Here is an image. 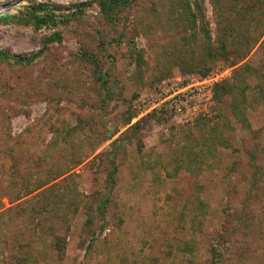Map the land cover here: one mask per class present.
<instances>
[{"label":"rangeland","instance_id":"obj_1","mask_svg":"<svg viewBox=\"0 0 264 264\" xmlns=\"http://www.w3.org/2000/svg\"><path fill=\"white\" fill-rule=\"evenodd\" d=\"M197 1V39L204 25L211 50L224 38L230 52L208 59L206 75L189 66L203 48L185 40L184 0H134L117 27L97 0H0V14H15L0 23V49L32 58L0 59V264H206L214 240L222 264H264V0H255L252 45L234 64L230 24L213 0ZM81 2L89 4L69 21H21L34 3ZM54 32L60 39L49 42ZM176 48L183 71L170 65ZM84 49L101 78L78 56ZM223 81L233 91L218 100ZM38 177L49 180L37 186Z\"/></svg>","mask_w":264,"mask_h":264},{"label":"trees","instance_id":"obj_2","mask_svg":"<svg viewBox=\"0 0 264 264\" xmlns=\"http://www.w3.org/2000/svg\"><path fill=\"white\" fill-rule=\"evenodd\" d=\"M134 0H97V5L99 8V11L101 12L104 20H106L107 23L111 24L113 27H117L120 24H124L125 23V14L124 11H128L129 8H131V5L133 4ZM221 1V0H220ZM219 0H213L214 6L216 7V9L219 11L220 13V18L224 17L226 19V23H228L227 25L230 24V26L226 28V30L228 31L227 34H225V36H233L232 39L230 40V51L233 52V60H231V63L234 64V59L237 57H242L245 54V49L249 46L252 45L251 40L252 37L250 35H252V33L255 31L256 28H258L259 26H251V22L254 19V15H255V11H256V2L255 0H225V3L223 4V6L219 5ZM195 3V8L196 11H192L190 9V5H189V0H184L183 4L184 7L182 10H180V17L181 19H189L188 24L190 26H188L190 29L193 28V25L195 24L196 19L199 17V19H203V13L201 12V6L198 4L197 0H194ZM89 3L87 2H81V3H77L73 6H61V5H50L47 3H34L32 6H30V10L26 11V14L22 17L21 21L22 22H32L35 28L41 27L43 25H47V24H53L55 25L57 22H65V21H69L71 18H76L79 15H81V12L84 11V7H86ZM57 9H59V13L55 12ZM258 9V8H257ZM61 11L66 13H60ZM231 11H234V14L231 15ZM60 14H63L62 16H60ZM234 15L235 16H243V19L248 17L246 19V23L245 26L243 27H239L236 24H234ZM253 17H252V16ZM15 17V14H0V23L1 22H9L11 19H13ZM190 22V23H189ZM239 22V21H237ZM250 22V23H249ZM249 23V24H248ZM256 23V22H255ZM204 25H202L199 28V32L201 34V39H197L196 37V32L195 29H192L190 32V34L185 36V40L186 42L189 41H201L200 46L203 48L202 53L198 56L199 58H197V61H190L189 66L191 67V70L194 68V65H201L202 67L201 69H198L202 75H206L209 71H210V67H206L205 63L208 59L213 58L214 56H218V55H222L226 58L229 57V51L226 50L225 44H224V38L223 40H221V44L220 46H218V50L213 52L211 50V46H210V33L209 30L206 27H203ZM239 27V28H238ZM183 28V27H182ZM60 39V34L59 32H54L51 34V36L48 37V41H53V40H59ZM122 39V38H121ZM119 42L121 41L120 39L118 40ZM129 49H131V52H133L134 56H135V61L138 64H142V57L140 54V50H136L134 48V45L129 44ZM172 46V45H171ZM176 47V45H173ZM174 56L173 59H170V65H177L180 69H182L184 66V64L186 63L184 58H183V53L180 49H177L171 52ZM79 57H81L84 61H87L89 63H92L94 65V69L95 71L98 70V76L101 78L102 75L100 74V63L99 60L97 59V57L92 53V52H88L87 50H80ZM172 57V56H171ZM0 59H12V61L17 62V63H29L31 61V57H25V56H12L9 53L2 51L0 49ZM169 59V58H168ZM189 62V61H188ZM184 69V68H183ZM182 69V71H183ZM197 70V69H196ZM166 74L163 75H159L157 79H159L160 77H165ZM233 91V88L228 84L227 81H223L222 83H218L215 85L214 87V97L218 100H221L222 96L231 94ZM264 92V91H263ZM262 94V93H261ZM238 102L239 100L236 102L235 106L232 107L233 111L235 109V112L237 111L236 109L239 110L240 112V108L238 106ZM132 118V115H129L127 120L130 121V119ZM243 119V118H242ZM243 121V120H242ZM133 125H137V123H134ZM62 137L60 138V142L59 144H61L60 148L62 149L67 143H68V137L67 134H63V130L59 131ZM59 141V139H58ZM58 141L56 143V145H58ZM258 147H256L254 149V151H252L251 155H250V163L254 169V175L256 176L257 174V170H258V164L256 163V156L258 153ZM196 158V155H195ZM112 163L113 165V161L111 160L110 164ZM114 167V166H113ZM187 167H189V165H187ZM113 169L111 170V174H113ZM20 171V170H19ZM19 171L15 172V173H20ZM23 172V170H22ZM24 173V172H23ZM48 174V173H47ZM109 175L111 182L113 181V176ZM255 179V177H253ZM49 180V178L43 179L41 177H38L37 179V186H40L41 184L47 182ZM48 190V189H46ZM46 190H42L41 192H39L40 196H43L45 194H47ZM62 198L64 200L65 194H61ZM109 200L108 196L105 195V197L101 200V202L99 203V211L100 213H103V209L106 207V201ZM64 204H66L63 201ZM50 204V202H49ZM68 205V204H67ZM47 208V206H45V209ZM35 209V207H30L26 209V212L32 213L33 215H35V213H38ZM188 248V246H186ZM208 253H209V259H207V263L206 264H222L221 260L223 258V251H222V247L221 245H219V240H214V241H210V244L208 246ZM12 264H24L22 263V259L19 258H12L11 261Z\"/></svg>","mask_w":264,"mask_h":264}]
</instances>
